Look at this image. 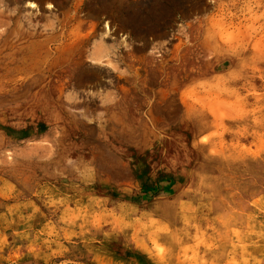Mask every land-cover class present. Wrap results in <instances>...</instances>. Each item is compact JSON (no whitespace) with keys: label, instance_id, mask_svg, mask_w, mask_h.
Listing matches in <instances>:
<instances>
[{"label":"rangeland","instance_id":"374dc122","mask_svg":"<svg viewBox=\"0 0 264 264\" xmlns=\"http://www.w3.org/2000/svg\"><path fill=\"white\" fill-rule=\"evenodd\" d=\"M25 1L0 0V264H264V0Z\"/></svg>","mask_w":264,"mask_h":264},{"label":"bare ground","instance_id":"6f19581e","mask_svg":"<svg viewBox=\"0 0 264 264\" xmlns=\"http://www.w3.org/2000/svg\"><path fill=\"white\" fill-rule=\"evenodd\" d=\"M26 2V5L27 6H29V7H32V8H37L38 7V5L35 3V1L34 0H26L25 1ZM106 31V30H105ZM34 40V39H33ZM28 48H31V46L30 47H28ZM37 48V47H36ZM43 48V47H42ZM30 50V49H29ZM38 59V58H37ZM19 63H21L20 61H19ZM18 63V64H19ZM28 63V62H27ZM15 66L16 65H13L12 67H10L7 71H3V72H1L0 71V82H4V80H6V79H9V75H8V78H7V76L5 75L6 73L8 74H10L11 72H12V70H15L16 68H15ZM25 66V65H24ZM5 67V66H4ZM21 67V66H20ZM34 67V66H33ZM25 68V67H24ZM6 76V77H5ZM27 85H28V81L27 82H25V83H21V84H19V91H23L26 87H27ZM36 90H38V89H36ZM35 90V91H36ZM43 90L41 89L38 93H40V92H42ZM41 105V103L39 102V101H37V102H35V105H34V108H36V107H38V106H40ZM43 105H41V107H42Z\"/></svg>","mask_w":264,"mask_h":264}]
</instances>
